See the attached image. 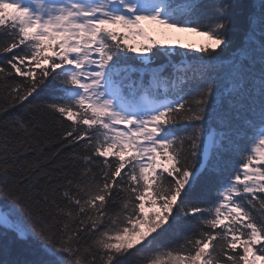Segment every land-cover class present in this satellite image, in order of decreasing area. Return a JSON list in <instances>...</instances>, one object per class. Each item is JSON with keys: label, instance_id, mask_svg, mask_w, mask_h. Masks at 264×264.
<instances>
[{"label": "snow or ice", "instance_id": "1", "mask_svg": "<svg viewBox=\"0 0 264 264\" xmlns=\"http://www.w3.org/2000/svg\"><path fill=\"white\" fill-rule=\"evenodd\" d=\"M233 7L0 0V264H264V0L238 46Z\"/></svg>", "mask_w": 264, "mask_h": 264}, {"label": "trees", "instance_id": "2", "mask_svg": "<svg viewBox=\"0 0 264 264\" xmlns=\"http://www.w3.org/2000/svg\"><path fill=\"white\" fill-rule=\"evenodd\" d=\"M206 3H211V2H219V0H205ZM255 0H231V3H233L234 7L229 9L226 12V15L228 16V18L231 20V27L229 30V39L232 41V43L234 45H240L243 42L244 39V34H245V30H246V16L247 13L249 11V9L251 8V6L254 4ZM179 50V49H177ZM230 54V53H229ZM4 56H0V64H3L4 61ZM163 62V58H158L156 60L157 64H160ZM50 96V92H44L41 93V95L39 97H37V101H42V100H47ZM0 103H2V99H0ZM12 114L13 115H18V116H23L25 119H28L30 117V113L25 110L23 107L21 108H17V109H13L12 110ZM51 123V122H49ZM52 127L55 129V125L53 124ZM51 149H54L56 147L55 144L50 146ZM67 149L63 150V154L59 157L56 158L57 161H62L65 159L66 153H67ZM236 159L235 157H232L229 160V168H228V172L230 173L236 165ZM42 167H44L45 169L51 168L52 167V162H45L43 163ZM227 174V173H225ZM202 184L207 185L209 187H214L215 185H210L209 184V175L206 173L203 177H202ZM173 237L170 235L169 237L165 238L166 240L172 239ZM5 241L0 240V249L3 248ZM11 247V254L8 258H33L31 256H28L24 251V245L20 244V243H12L10 245ZM4 255L2 253V251H0V260L4 259Z\"/></svg>", "mask_w": 264, "mask_h": 264}, {"label": "rangeland", "instance_id": "3", "mask_svg": "<svg viewBox=\"0 0 264 264\" xmlns=\"http://www.w3.org/2000/svg\"><path fill=\"white\" fill-rule=\"evenodd\" d=\"M159 31H163V30H157V31L151 32V34L158 40L162 39L160 35L158 34ZM177 35L180 36L181 42H184V43H192V44L198 45L203 42V38L196 36V35H192V34H177Z\"/></svg>", "mask_w": 264, "mask_h": 264}]
</instances>
